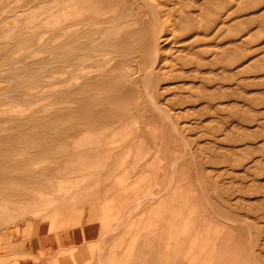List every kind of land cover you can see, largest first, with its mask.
Listing matches in <instances>:
<instances>
[{
  "label": "rangeland",
  "instance_id": "rangeland-1",
  "mask_svg": "<svg viewBox=\"0 0 264 264\" xmlns=\"http://www.w3.org/2000/svg\"><path fill=\"white\" fill-rule=\"evenodd\" d=\"M155 1L140 19L167 43L162 89L150 97L144 69L125 100L140 127L92 134L111 154L97 161L61 146L79 120L60 116L58 5L0 0V264H264V31L237 27L235 45L223 10L237 0L210 1L221 21L196 45L223 57L189 72L169 63L186 51L183 30L169 41L179 0Z\"/></svg>",
  "mask_w": 264,
  "mask_h": 264
},
{
  "label": "bare ground",
  "instance_id": "bare-ground-1",
  "mask_svg": "<svg viewBox=\"0 0 264 264\" xmlns=\"http://www.w3.org/2000/svg\"><path fill=\"white\" fill-rule=\"evenodd\" d=\"M54 1L59 9L58 78L62 97L60 116L63 118L76 115L79 120L64 125L63 130L76 135L63 137L61 146L67 148L72 138L73 148L80 151L85 148L86 153L92 155L93 159L107 161L111 154L106 158V155L104 157L98 153L100 147L92 134L96 137L103 136L106 144H111V139L117 132L129 129L132 121L136 122L133 128L140 127L138 122L140 118L131 117L133 113H137V109L130 107L131 104L125 103V100H132L136 95L140 98V94L135 93L133 85L140 81L141 77L146 78L143 76L144 69H149L148 74H151L147 76L145 82L147 80V89L152 99L161 88L157 82L164 78L160 77L159 73L165 74L163 70L167 59L164 51L167 43L160 33L158 36L155 25L152 27L149 20L140 19L141 5L155 8L157 3L155 0ZM210 1L219 3L225 0H179L177 3L181 5V10L177 11L174 17L173 13H170L169 41L181 39L177 35L183 30L186 48L184 53L178 51L174 59L169 61L170 64L173 62L175 65L184 64L186 68L191 66L192 69L189 68L187 71L198 73L200 66L207 64L218 66L221 62L223 53L213 51L207 53L210 59L204 58L202 53L205 47L196 45L198 40L203 39L200 36L202 31L203 36L210 40L208 33L215 23L212 21L221 16L219 7L206 10ZM226 1L229 5L234 3V0ZM51 4L43 9L48 12ZM193 6L196 8L195 12L188 10ZM211 32L214 30L211 29ZM213 38L214 34L211 40ZM174 70L170 68L169 74ZM71 100L77 103L76 107L69 106L68 101ZM103 118H106L107 122L97 127ZM85 119L87 122L83 126L81 121ZM82 160L83 156L75 165Z\"/></svg>",
  "mask_w": 264,
  "mask_h": 264
},
{
  "label": "crops",
  "instance_id": "crops-1",
  "mask_svg": "<svg viewBox=\"0 0 264 264\" xmlns=\"http://www.w3.org/2000/svg\"><path fill=\"white\" fill-rule=\"evenodd\" d=\"M253 4L257 5V8L254 9ZM223 12V17L227 16L228 13H231V17H228L226 21L228 23L223 24V27H225L224 32L228 30L227 34L224 33L228 40L231 39L233 41L240 42L235 45H241L243 41L247 38L246 37L241 40H237L236 37L233 36V32L234 30H236L237 27H241V32L247 33V31L249 32V25L253 23V21L256 23L259 20L256 24L257 26L262 28V31H264V0H237V2L231 7L224 8ZM234 16L246 18L245 20L242 19L240 21H237V18H233ZM219 20L221 21L220 17ZM220 21L216 23L217 28H220V26H222ZM235 45L233 47H235ZM258 49H264V43L259 45ZM233 55H235V53H233Z\"/></svg>",
  "mask_w": 264,
  "mask_h": 264
}]
</instances>
